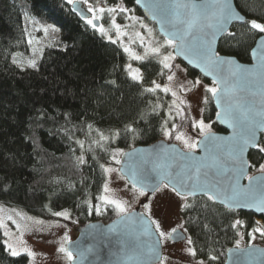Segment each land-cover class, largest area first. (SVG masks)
<instances>
[{"label": "trees", "instance_id": "1", "mask_svg": "<svg viewBox=\"0 0 264 264\" xmlns=\"http://www.w3.org/2000/svg\"><path fill=\"white\" fill-rule=\"evenodd\" d=\"M123 1L145 18L134 0ZM234 2L245 20L264 22V0ZM43 26L48 29L44 39ZM228 32L243 34V41L238 43L225 33L218 53L250 62L258 30L242 22L234 23ZM29 60H35L37 67H27ZM127 60L118 43L94 31L66 0H0V203L42 217L68 210L79 226L115 217L112 205L100 199L103 163L115 149L125 151L160 139L170 108L175 115L170 91L160 88L147 93L132 86L142 84L146 89L164 78L167 74L158 60L149 56L137 62L142 73L138 82L127 75ZM184 66L191 76H201ZM161 70L163 76L157 74ZM216 113L211 99L203 103L204 119L213 131L223 132L215 122ZM175 123H180L179 116ZM126 126L135 131H125ZM101 135L109 139L102 140ZM259 146L264 147V132ZM263 158L258 147L249 150L252 172ZM188 202L197 207L188 214L196 221L186 225L188 234L196 242V257L207 264H224L226 251L238 235L237 228L230 227L234 220L244 223L240 228L247 234L264 228L262 215L229 212L206 197ZM181 215L187 219L182 211ZM0 264H27L26 255H9L1 226Z\"/></svg>", "mask_w": 264, "mask_h": 264}, {"label": "snow or ice", "instance_id": "2", "mask_svg": "<svg viewBox=\"0 0 264 264\" xmlns=\"http://www.w3.org/2000/svg\"><path fill=\"white\" fill-rule=\"evenodd\" d=\"M69 5L74 4V0H66ZM136 3H139V0H135ZM84 4H88V0H83ZM157 7L166 8L167 6L157 5ZM177 8L188 7L187 5H176ZM211 7L213 11L207 13V9ZM193 9V14L190 19L181 20L179 14L177 13L172 19L168 20V23L173 26V31L165 32V40L163 44H159L156 47L151 48V53L156 55L161 54V50L165 47H170L173 49L172 52H168L167 55H163L162 59L158 61V66L162 65L163 69L168 70L167 80L173 81L177 78V73L183 75L187 72V69L181 68L179 65L170 63L174 61L177 56H183L185 60H188L187 53H194L197 60V67H200L201 64L205 68V74L207 76H212L214 80V85H203L199 79H195L192 83L195 86L204 87L205 93L210 94L205 95L202 99V103L207 104L209 100H214L217 107L221 111L216 113L217 119H220L221 116L224 117V122L228 123L229 126L233 128L239 127L241 129V135L237 142L236 147L232 149L230 155L234 162L231 169L232 175L227 178V187L222 186V181L210 176V171L208 166L203 164L195 163L190 166L187 171L184 172H173L171 171V165H156L152 169L141 168L139 170L132 169L127 174V182L125 184L126 189L138 190L139 195L144 196L145 198L148 195H155L157 192L162 190H169L179 198L181 201V211L187 216V219H183L180 223H177L175 226L167 225L166 221L163 218L153 219L151 214V208L149 204H144L143 207L148 209L147 212L139 214L138 223L142 226L143 233L146 235H155L156 241L153 243L152 247L149 249L151 257L154 261V264H169L170 257L163 256L161 250L169 241H184L185 247L183 249L184 253L192 258L197 256L198 249L196 248V242L193 240L192 236L188 234L187 224H191L195 221V218L189 216L188 214L197 211L195 203H189L190 198H196L197 196L206 197L207 201L213 203H219L224 205L229 212H234L236 209L241 207L243 208H252L253 210H259L260 214L264 216V195L259 197L251 198L253 202L248 203V197L242 195L244 189L240 186V179L246 175L244 168L247 166L244 161L241 160L243 151L248 147H258L260 151L264 152V147H260L256 141V132L257 130L264 131V121L257 120V117L261 113L256 112L255 108L252 105L245 106L241 101L231 95V89L228 83V80L221 75L223 72V66L225 60H223L219 53L215 51L212 47L213 43L216 41L218 35L228 34L229 37L237 39L238 43L243 41V34L237 37L236 33L228 32V25L233 19L242 21L250 30H258L257 34L260 35L261 41H264V22H259L256 19L244 20V18L239 15L233 6L227 3V0H214L212 5H202L200 6V11L197 12L196 5H191ZM76 11L77 9H73ZM99 11L101 13L111 12L115 13L119 11L121 14L127 13L130 10L126 7H112L105 9L104 7L94 8L89 6L87 8V13H92L93 18L89 19L87 15L80 10L81 15L84 16L86 24L90 25L92 29L98 30L102 36L107 35V30L103 24H99L98 21L102 17H96L94 13ZM201 16L203 19L209 21L207 27L211 29L210 32H205L203 30L204 26L200 25L198 21ZM113 26L116 29L117 34H120V25L115 23L114 18H110ZM178 24H183V27H178ZM51 27V26H49ZM195 29V31H194ZM45 32L48 31L47 28L44 29ZM151 31V30H149ZM139 35V33H137ZM108 39L112 43L117 41L112 40V37L109 36ZM143 44V38L140 40ZM31 40H29V44ZM125 52H128L129 49L125 48ZM253 56H259L261 61V68L264 69V45H262L261 51L257 53L255 49L252 51ZM136 60H144L145 57L135 56ZM13 63H18L13 59ZM191 63V61H190ZM27 67L36 68L37 64L35 60H29L27 62ZM129 72L127 75L131 77V82L141 81V76L137 75L136 72L140 70L137 69L136 72L131 71V65L127 66ZM175 69V71H173ZM158 75L163 76L165 73L161 70L158 71ZM232 76H236V72L231 73ZM115 83V82H113ZM154 87L143 88L142 84L137 85L132 83L134 87L142 88L143 92L151 93L155 92L157 89H160V84H156L154 81ZM223 85V87H221ZM178 88L183 90L184 93H190L193 91L192 88L188 87L187 77L184 76V83L178 85ZM170 89L165 86L163 88L164 93H168ZM172 97H177V92H171ZM184 101H181V104H184ZM181 104H177L173 100V106L175 107V115L172 116V109H169V115L171 116V129H178L184 126V122H188V126L193 130L199 129L200 136L204 137L203 147L205 151L208 150L209 145L214 143V138L210 133H206L204 129L207 127L210 129L211 125H206L203 118L194 119L187 115L188 109L191 107L190 102L188 108L181 107ZM202 115L203 109L200 110ZM180 117V123H175L176 117ZM169 119L165 118V125L169 124ZM165 129L164 135L171 136L172 130ZM125 131H135L131 126H126ZM102 140L109 139L101 135ZM175 139L181 140V135H176ZM185 146L188 149L187 153H181L180 157L184 160L192 159V153L197 148L200 147L199 141H194L189 143L187 140L184 141ZM116 159L115 156L112 157ZM80 162L83 163V157L79 158ZM117 163L119 161L117 160ZM147 163V162H146ZM157 176L155 179L150 180V175L152 171H156ZM112 171V169H109ZM259 171L264 173V164L260 165ZM250 181L253 180V177H247ZM250 187V186H249ZM105 190H107V184H105ZM100 199L106 204H114L120 213H124L126 208L123 204L118 203L115 200H109L107 196H102ZM95 211L99 212L100 209L98 206L95 207ZM55 216H67L66 212H56ZM11 219V217H9ZM257 224L261 221H256ZM245 226L244 223L236 219L231 224L230 227L233 229ZM255 233H260L264 236V228L256 227L253 229L252 235L254 238ZM239 234V233H238ZM7 235V233H5ZM67 239V237H65ZM4 244L7 245V251L10 256L18 257L20 252L17 251L7 240L4 241ZM239 245V241H237ZM61 252H65L69 261L73 258V253L68 251L63 245L59 249ZM29 256H32L33 253L24 249ZM211 259H216V257H211ZM195 264H205L204 260H196Z\"/></svg>", "mask_w": 264, "mask_h": 264}, {"label": "water", "instance_id": "3", "mask_svg": "<svg viewBox=\"0 0 264 264\" xmlns=\"http://www.w3.org/2000/svg\"><path fill=\"white\" fill-rule=\"evenodd\" d=\"M213 3L214 0H139V3L135 2V5L141 10L143 16L155 25L157 33L166 38L165 32L173 31V26L168 23V20L172 19L177 13L181 20H187L193 14L191 5H196V11L199 12L200 6L212 5ZM227 3L231 4L244 20L246 19L237 9L234 0H227ZM178 4L187 5L188 7L177 8L176 5ZM157 5L167 7L162 8L157 7ZM70 7L82 19L85 18L81 15L80 10L87 17L90 16V13H87L83 7L82 2L78 0H74V4ZM73 9L77 10L74 11ZM212 11L211 7L207 9V13ZM198 23L204 26L203 30L205 32L211 31L207 27L209 21L203 19V16H201ZM234 23H242V21L233 19L228 25V31ZM177 26L183 27L184 25L178 24ZM222 36L218 35L212 45L215 51H217L218 42ZM262 45H264V41H261L259 35L250 50V62H242L235 56L219 53L220 57L225 60L221 75L228 80L232 90L231 95L239 99L245 106L252 105L256 112L261 113L257 117L258 122L264 121V69L261 68L259 56H253L252 51L255 49L259 53ZM187 54L188 60H185L183 56H177V58L188 68L214 83L213 77L205 74V68L202 64L200 67L196 66L199 61L195 54ZM232 72H236L237 75L232 76ZM212 101L217 112L221 111L215 101ZM215 122L224 131L208 132L214 138V143L209 145L207 151L203 147L204 137L201 136L198 140L201 146L193 151L192 159H181L180 154L188 151L182 149L176 143L158 139L152 143L139 144L123 151L119 158V172L127 181V174L132 169H152L156 165H171L170 170L175 173L187 171L192 164L199 163L208 166L210 176L221 180L222 186L227 187V178L232 175L231 169L234 164L230 152L237 145L241 129L229 126L228 123L224 122L223 116L217 119L215 115ZM262 132L264 131L257 130L256 132L255 138L258 144ZM252 148L255 147L250 145L242 153L241 160L247 166L244 168L246 175L239 182L244 189L242 195L249 198L247 202L250 204L253 202L251 198L264 195V173L252 174L253 180L251 181L247 178L250 171L248 152ZM158 171L159 168L151 172L150 180L156 178ZM143 202L144 200L133 210L115 216L110 220H95L79 226L76 238L65 245V248L73 253L70 264H154L149 249L156 241V236L144 234L142 226L138 223L139 214L143 213L140 209ZM236 210L252 212L256 216L261 215L259 210H253L252 208L241 207ZM224 264H264V246L257 244H249L243 247L232 246L226 251Z\"/></svg>", "mask_w": 264, "mask_h": 264}, {"label": "rangeland", "instance_id": "4", "mask_svg": "<svg viewBox=\"0 0 264 264\" xmlns=\"http://www.w3.org/2000/svg\"><path fill=\"white\" fill-rule=\"evenodd\" d=\"M78 1L82 2L86 11L89 6H93L97 9L99 7L107 9L117 6L128 8L123 0H117L114 5L106 4L102 1H88V4H84L83 0ZM128 9L130 11L124 14H121L119 11L115 13L107 11L101 13L96 11L94 15L96 17H102V19L98 21V26L99 24H103L107 30V35L102 36L98 30L96 31L108 41H110L108 37L111 36L112 40L117 41L116 43H118L123 50L125 48L129 49L128 52H125L128 58L127 66L131 65V71L136 72V70H140V68L137 64L139 60H136L135 56L139 55L145 58L153 56L159 61L162 59L163 55L172 52V48L165 47L161 50L160 55L151 53V48L163 44L165 38L156 32L152 22L140 16L134 9ZM88 18H93V14L90 13ZM110 18H114L115 23L120 25L119 35L117 34ZM45 28L47 27L43 26L42 28L44 33L43 39L47 34V32L44 31ZM35 33L36 31L34 32V35ZM137 33H139V35H137ZM141 37L143 38V44L140 42ZM35 39H38V36ZM170 63L186 69L184 64L177 58L174 61H170ZM127 70L129 72L128 67ZM173 71H175V69H173ZM165 72L168 74V70H165ZM136 74L142 78L141 70L136 72ZM184 76L187 77L188 87L193 89L190 93H184L183 90L178 88L179 84L184 83ZM195 79H199L203 85H214L213 82L206 81L201 76H191L188 72L183 75L177 73V78L173 81H168L166 75L164 78L157 79L154 82L160 84V88L167 86L170 89V92L176 91L177 97L174 98L176 103L181 104V101L185 102L184 104H181V107L188 108L190 102L191 107L187 111L188 116L194 119H204L203 114L201 115L200 113V110L203 109L202 99L205 95L210 94L205 93L204 87L195 86L192 83ZM151 87H154V83L148 86V88ZM169 121L170 122L167 125L164 123L160 139L174 142L182 149L188 151L184 141L187 140L189 143H192L198 141L201 137L199 129L193 130L188 126L187 121H185L184 126L180 127L177 131L171 129V117ZM204 121L206 125H211V123L205 119ZM165 129H171L172 135L165 136ZM204 131L206 133L212 132L213 126L211 125L210 129L206 127ZM176 135H181L182 139H175ZM123 151L124 150L119 148L115 149L113 155L111 154L112 156H109L108 161L102 165L105 179L101 197L107 196L109 200H115L118 203L123 204L126 208L124 213L133 210L142 200H144L140 205V209L143 213L148 211V209L143 207V205L147 203L150 205L153 219L163 218L169 226H175L177 223H180L182 221L181 201L169 190L165 189L157 192L155 195H148V197L145 198L144 196L139 195L138 190H130V186L126 189L125 184L127 181L119 172V163H117V160L119 161ZM113 156H115L116 159H113ZM261 164H264V158ZM260 165L254 169V172L250 170L249 175L260 172ZM109 169H112V171H109ZM105 184H107V190H105ZM110 205H112L113 208V216L124 214L120 213L119 209H117L114 204ZM59 212H66L67 216L57 217L54 214L50 217H42L31 214L21 207L8 206L0 203V226L3 232V241L7 240L9 244L20 252V254L26 255L27 264H70L66 253L61 252L59 249L62 245L65 247L66 243L72 240L79 227V223L68 210H60ZM9 217H11V219H9ZM5 233H7V235H5ZM237 234V239L233 246L243 247L249 244L264 246V236L260 233H255L253 238L252 235L245 233L239 227L237 228ZM65 237H67V239H65ZM237 241H239V245H237ZM177 242L178 243L169 241L162 249V255L170 257L169 264H195L196 260H201L198 257L192 258L187 256L183 251L185 242ZM5 246L7 248V245ZM24 249L30 250L33 255L29 256Z\"/></svg>", "mask_w": 264, "mask_h": 264}, {"label": "flooded vegetation", "instance_id": "5", "mask_svg": "<svg viewBox=\"0 0 264 264\" xmlns=\"http://www.w3.org/2000/svg\"><path fill=\"white\" fill-rule=\"evenodd\" d=\"M77 234H78V232L76 231V234H75V236L72 238V240L76 238ZM174 243H178V242H174Z\"/></svg>", "mask_w": 264, "mask_h": 264}]
</instances>
